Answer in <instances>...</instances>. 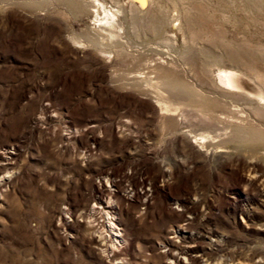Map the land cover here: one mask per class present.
Returning a JSON list of instances; mask_svg holds the SVG:
<instances>
[{"label":"rangeland","instance_id":"1","mask_svg":"<svg viewBox=\"0 0 264 264\" xmlns=\"http://www.w3.org/2000/svg\"><path fill=\"white\" fill-rule=\"evenodd\" d=\"M0 264H264V0H0Z\"/></svg>","mask_w":264,"mask_h":264},{"label":"bare ground","instance_id":"2","mask_svg":"<svg viewBox=\"0 0 264 264\" xmlns=\"http://www.w3.org/2000/svg\"><path fill=\"white\" fill-rule=\"evenodd\" d=\"M229 74V73H228ZM220 78H221V80H222V82L224 81L227 85H229V84H232L233 83V78L230 76V75H227V74H225V75H223V76H220ZM235 84V83H234ZM231 86V85H230ZM235 86V85H234ZM259 97V96H258ZM260 97H261V95H260ZM259 97V98H260ZM263 97V96H262ZM261 99H263V98H261Z\"/></svg>","mask_w":264,"mask_h":264}]
</instances>
